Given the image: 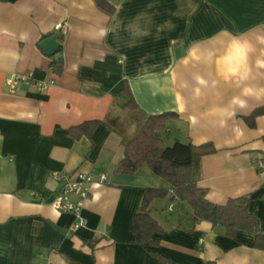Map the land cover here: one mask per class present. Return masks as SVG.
Here are the masks:
<instances>
[{
    "label": "crops",
    "instance_id": "0c3cea01",
    "mask_svg": "<svg viewBox=\"0 0 264 264\" xmlns=\"http://www.w3.org/2000/svg\"><path fill=\"white\" fill-rule=\"evenodd\" d=\"M106 2L113 13L95 0H0V264H160L149 252L174 264H264L254 235L238 231L228 239L223 228L195 221L146 165L134 175L113 173L128 136L147 117L173 112L177 118L159 137L166 146L212 144L214 152L200 158L198 187L216 205L249 197L264 235V115L254 128L245 122L264 108V97L231 106L241 88L218 72L229 44L246 40L252 72L245 83L264 88L257 66L264 61V0ZM48 37L61 48L54 57L40 48ZM59 57L56 75L50 65ZM12 76L28 78L14 93L6 85ZM197 76L209 85L199 96ZM124 82L134 112L121 96ZM88 121L103 123L90 138L69 136ZM75 172L108 177L91 188L77 229L72 215L48 203L60 183L52 174ZM145 188L168 192L148 208L162 229L152 235L157 248L133 244L130 231Z\"/></svg>",
    "mask_w": 264,
    "mask_h": 264
},
{
    "label": "trees",
    "instance_id": "16d2710c",
    "mask_svg": "<svg viewBox=\"0 0 264 264\" xmlns=\"http://www.w3.org/2000/svg\"><path fill=\"white\" fill-rule=\"evenodd\" d=\"M101 9L113 13V8L106 0H95ZM61 48L52 56L60 53ZM52 73L60 75L63 71V60L59 57L51 62ZM121 96L126 102V108L134 112L138 109L128 84L124 82ZM264 115V108L254 110L249 117L245 118L248 127H255V119ZM177 118L172 113H164L147 117L140 131L128 140L123 149L124 157L114 169L116 175H134L142 166L146 165L150 171L162 178L171 188L176 202L185 203L191 210L195 221L209 222L212 227H221L224 237L234 238L236 232H246L254 235L252 247L264 251V235L259 232V221L249 212V197L230 199L224 205L210 203L206 199V191L198 187V173L200 158L214 152L212 144L206 143L193 146L190 143L182 144L175 142L174 145L166 146L159 137L160 132L166 130L168 120ZM112 120L104 123L111 126ZM101 121H88L78 126L71 127L68 134L73 139L83 137L90 138ZM168 195L166 189L145 188L143 190L141 204L136 211L130 226L133 234V244L157 248L159 240L152 239L153 234H161L162 229L150 216L148 208L155 199H164ZM160 264H174L166 257L157 253L149 252ZM73 264V262L69 263ZM206 264H216L207 262Z\"/></svg>",
    "mask_w": 264,
    "mask_h": 264
},
{
    "label": "built area",
    "instance_id": "2783aa9c",
    "mask_svg": "<svg viewBox=\"0 0 264 264\" xmlns=\"http://www.w3.org/2000/svg\"><path fill=\"white\" fill-rule=\"evenodd\" d=\"M56 31L64 36L66 34L65 26H58ZM28 78L12 76L7 80V88L10 93L15 92V88L18 83L27 81ZM40 87L45 88V85ZM52 177L60 181L58 190L53 195L52 201L49 203L58 213L70 214L74 217L75 222L73 225L74 229L84 226V220L81 216L84 202L88 199V194L93 186H99L107 182V174L100 172L96 178L93 176L83 173L75 172L70 176L61 177L58 173H53Z\"/></svg>",
    "mask_w": 264,
    "mask_h": 264
},
{
    "label": "clouds",
    "instance_id": "9594fccd",
    "mask_svg": "<svg viewBox=\"0 0 264 264\" xmlns=\"http://www.w3.org/2000/svg\"><path fill=\"white\" fill-rule=\"evenodd\" d=\"M252 51L251 45L246 41L233 40L223 56L219 60V76L224 81H231L237 87L241 88L239 95L232 97L230 101L231 106H238L244 108L246 106V100L243 97H255L259 100L264 97V88H254L248 86L245 82L249 80L252 72L250 67V53ZM257 66L264 68V61H257ZM196 84L198 87L194 88V94L199 96L202 87H208V81L202 77H196ZM216 80L211 82V86L215 87ZM243 85V87H241ZM223 123V122H221Z\"/></svg>",
    "mask_w": 264,
    "mask_h": 264
},
{
    "label": "water",
    "instance_id": "95a60500",
    "mask_svg": "<svg viewBox=\"0 0 264 264\" xmlns=\"http://www.w3.org/2000/svg\"><path fill=\"white\" fill-rule=\"evenodd\" d=\"M40 48L44 51V53L48 56H53L57 50L58 46L54 42V37H48L45 40H43L40 43ZM54 196H52L49 200L48 203L52 201Z\"/></svg>",
    "mask_w": 264,
    "mask_h": 264
},
{
    "label": "rangeland",
    "instance_id": "374dc122",
    "mask_svg": "<svg viewBox=\"0 0 264 264\" xmlns=\"http://www.w3.org/2000/svg\"><path fill=\"white\" fill-rule=\"evenodd\" d=\"M141 127V126H140ZM140 127H139V129L137 130V133H138V131L140 130ZM134 135H136V134H134ZM128 139H130V137L128 136V138H127V141H128Z\"/></svg>",
    "mask_w": 264,
    "mask_h": 264
}]
</instances>
